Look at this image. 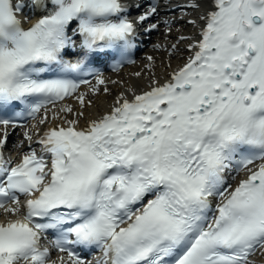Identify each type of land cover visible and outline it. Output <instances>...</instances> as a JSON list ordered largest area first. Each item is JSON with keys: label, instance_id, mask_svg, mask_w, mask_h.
Here are the masks:
<instances>
[{"label": "snow or ice", "instance_id": "obj_1", "mask_svg": "<svg viewBox=\"0 0 264 264\" xmlns=\"http://www.w3.org/2000/svg\"><path fill=\"white\" fill-rule=\"evenodd\" d=\"M202 3L182 65L81 127L84 112L67 101L90 106L83 85L109 92L101 66L135 62L133 5L0 0V264H93L81 254L93 249L96 264H255L264 252V0L192 7ZM149 4L140 24L159 14ZM25 9L38 17L27 27ZM51 109L63 123L40 135L39 151L26 131L28 151L6 159L8 129L42 112L43 125Z\"/></svg>", "mask_w": 264, "mask_h": 264}, {"label": "bare ground", "instance_id": "obj_2", "mask_svg": "<svg viewBox=\"0 0 264 264\" xmlns=\"http://www.w3.org/2000/svg\"><path fill=\"white\" fill-rule=\"evenodd\" d=\"M169 5H175V8L177 9L179 6L183 5L184 3H187L189 7H185L187 10H190V12L193 9L192 5L194 0H167ZM183 2V3H181ZM180 4V5H177ZM167 11H176L174 10H167ZM169 13V12H168ZM187 15V14H185ZM190 17L189 15L187 17H179L172 19V25H174L176 22L186 20V18ZM188 27L183 25L182 28H179L176 24L174 26L170 25L169 32H166L165 30L160 29V35L164 36L163 38L155 39L157 42H155V47H160L159 50L162 52H158L157 56L156 54H153L155 57L151 60L149 59H143L138 64H133L125 67L122 71H119L114 75H120L119 82L112 83L111 79L109 77H106L105 80L107 81L106 87L109 89V92L105 93L103 91V87L101 86V90L99 92L93 93L84 88L83 92L88 93L87 99L91 100L92 103L90 106L81 109L80 105L74 100H68L67 103L71 104L73 106L74 111H83L84 116L79 118V126L85 125L89 120L98 118L102 114L108 112L111 108V106L114 104L115 98L120 94H126L131 96V93L129 90H135L136 92H141L142 90L147 89L150 81L152 79H157L160 82L167 79L169 77V74L178 68V66H181L182 63L187 59L186 53L181 57L177 58V61H173L172 57L174 55V49L171 47L173 44L177 45V49L182 48L184 44L182 45L181 42L175 43L174 40L165 39L166 35L170 36H177L179 33H182V36L188 37ZM159 35V36H160ZM184 41V40H183ZM165 47H164V46ZM164 51V52H163ZM168 52V57L166 58L163 56V53L165 54ZM159 59V62L155 63V59ZM132 66H135L136 69H132ZM140 73L141 75L138 77L135 74ZM95 84V81L93 82ZM56 109H51L48 113L49 119L45 123V127H48L51 124L56 123H63V120H55L52 119L53 113H55ZM43 115L40 114V117L33 121L32 126L30 128L31 131L37 130L41 127L39 125L38 121ZM63 115V114H61ZM76 117L72 114H69L67 116V119H75ZM44 127V128H45ZM262 253H260L261 255ZM259 255V256H260ZM257 255L254 262L255 264H264V257L259 258ZM258 258V259H257Z\"/></svg>", "mask_w": 264, "mask_h": 264}, {"label": "rangeland", "instance_id": "obj_3", "mask_svg": "<svg viewBox=\"0 0 264 264\" xmlns=\"http://www.w3.org/2000/svg\"><path fill=\"white\" fill-rule=\"evenodd\" d=\"M170 36V35H169ZM171 38V37H170ZM177 40H175V42H176ZM166 54H167V52H166ZM261 257H263V256H261Z\"/></svg>", "mask_w": 264, "mask_h": 264}]
</instances>
